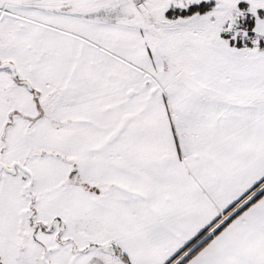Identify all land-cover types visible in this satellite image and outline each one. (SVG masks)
<instances>
[{"label": "snow or ice", "instance_id": "snow-or-ice-1", "mask_svg": "<svg viewBox=\"0 0 264 264\" xmlns=\"http://www.w3.org/2000/svg\"><path fill=\"white\" fill-rule=\"evenodd\" d=\"M0 264H264V0H0Z\"/></svg>", "mask_w": 264, "mask_h": 264}]
</instances>
